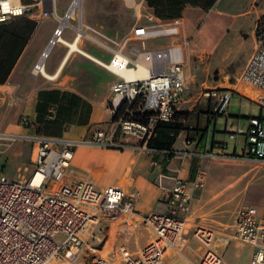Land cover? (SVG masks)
Instances as JSON below:
<instances>
[{"label":"built area","instance_id":"1","mask_svg":"<svg viewBox=\"0 0 264 264\" xmlns=\"http://www.w3.org/2000/svg\"><path fill=\"white\" fill-rule=\"evenodd\" d=\"M49 1L0 0V25L26 16L34 7H42L43 18L55 16ZM59 37L57 28L47 49L33 66L34 74H43L48 50ZM254 38L255 50L237 84L257 92L253 103L264 112V1L262 14L255 23ZM158 39L168 40V44L135 52L134 58L119 51L125 59V68L134 72L140 65L145 75L118 78L110 85L107 109L113 121L109 131L97 130L90 138L78 143L37 137L33 139L31 162L34 169L31 175L23 181L0 176V264H72L87 240L94 236L97 226L116 218L137 216L134 198L122 189L107 187L100 190L87 181H67V171L78 145L133 148L148 155L156 153L148 149L147 144L156 127L172 123L178 113L186 91L184 54L189 45L183 22L178 18L170 20L165 27L134 28L129 40L144 45ZM202 97L214 99L213 114L221 115L231 93L211 89L205 90ZM187 129L192 130L191 127ZM237 137L245 138L243 158L264 163V125L259 119L250 118L246 128H238L228 138L235 140ZM208 157L225 159L217 155ZM203 185L202 173L189 184L174 178L171 188L162 189L166 214L140 217L151 232V241L137 255L125 248H119L110 258L95 253L92 264H163L167 253L181 244L191 194ZM233 227L234 237L254 248L250 264H264V219L258 217L257 210L247 207L238 211ZM193 236L207 249L197 264H224L222 257L210 249L213 231L197 228Z\"/></svg>","mask_w":264,"mask_h":264},{"label":"crops","instance_id":"2","mask_svg":"<svg viewBox=\"0 0 264 264\" xmlns=\"http://www.w3.org/2000/svg\"><path fill=\"white\" fill-rule=\"evenodd\" d=\"M263 1L251 0L248 7L244 8L242 0H217L208 14L211 13L217 16L216 22L225 30L224 35L219 39L217 46L210 52H202L199 55L192 56L188 53V49L186 50L184 54L185 66L188 63L192 64L193 57L204 56L207 59L209 70L223 71L233 68L232 74H238V76L235 79V84L229 88H211L230 91L231 93V98L221 115L213 114L216 101L206 97L200 98V100L193 106H189L186 110H181L188 103V100L184 99L186 92L184 93L183 101L179 106L177 114L187 115V121H182L184 122V130L178 135V137L184 136L185 146L176 148L177 137L171 148L173 151L171 156L169 152H156L153 155H148L143 150L133 148L112 149L78 145L74 149L73 158L67 171V181H87L100 190L107 187L120 188L127 196L134 198V208L137 212V216L120 217L110 223H102V225L97 226L94 236L87 240L78 256V264H80L83 256L87 253L92 255V260L95 257V253L110 258L119 248H125L132 255H137L152 238L150 230L142 224L140 217L166 214L167 210L162 200V189L171 188L174 178L178 177L186 184H189L196 179L198 174L202 173L204 178L203 188H205L206 182H208V186L214 178L219 177L217 175L219 170L217 167H220L221 164L217 163L264 165L263 162L242 157L245 144L244 137H238L234 140L231 153L226 151V144L212 143L210 146L207 144L202 146L203 140L207 138L206 134L209 133L210 126L214 124V127H216V119L218 117L225 119L224 126L226 129L228 128L227 119L230 117L228 109L233 97H238L244 102H249L250 105L255 104L253 100H255L257 92L239 86L237 80L247 60L255 50V23L262 14ZM71 2H68L62 10V17L58 16L57 4L54 3L52 9L55 16L63 18L69 12ZM143 5L145 8L144 18L146 22H149V26L159 28L165 27L168 24L170 20L158 19L153 9L146 6L145 0H141L140 6ZM41 14L42 7H34L26 16L21 17L34 23L35 27L27 39L26 47L8 77L7 82L4 85H0V97H4V93L6 95L15 94L17 102L20 103L18 106L24 117L23 119H26L28 122L27 127L20 128L17 135L26 136L27 139L31 140L37 137H44L78 143L90 138L97 130L109 131L111 129L110 124L113 121L107 109V103L111 97L109 83L100 88H96V86L93 88L78 86L77 64L74 61L71 62L73 63V67L64 73L65 67L71 60H74L77 53L72 54L67 59L57 79L54 81L45 79L43 74L33 73V66L40 58V55L47 49L48 42L59 25L55 29L51 28L46 31L42 43L39 44L38 49L28 64H23L24 56L35 38L37 26L46 19ZM184 14L187 17L190 14V19L196 20L202 12L199 9H186ZM55 16L50 17L56 20ZM65 26L66 22L63 27L66 28ZM64 28L62 35L66 30ZM70 28L74 30L75 37L71 40L64 39L71 42L77 36L76 29L78 27L73 28L70 26ZM82 28L78 29L80 30L78 33L81 32L82 34L78 38L79 47L81 40H90L92 43L99 44L98 46L106 49L107 54L111 58H113V51H121L122 54L131 58H134L135 52H141L135 49H127L125 46H121L118 49H110L92 38ZM54 46L60 48V56L58 55L55 62L48 63L50 52ZM54 46L48 50L47 58L44 61V70L50 75L56 72L66 51L65 48L60 47L57 43ZM157 48L159 47L157 46L154 49ZM87 50L89 52V48ZM242 50L244 51V55L235 65L234 59L238 52ZM89 54L94 57L98 56L96 57L97 59L99 57L101 60L106 59V56L103 57L101 52H99V55L90 52ZM212 58L217 59L219 64L214 65ZM249 112L252 114L251 109ZM261 112L262 110L260 109L258 117H247L244 123L237 120L235 125H231L232 128H235V131L238 128H246L250 118H257L264 125V116H262ZM192 116L195 117V120L197 118L196 121L199 126H191L193 122L189 120V117ZM239 118L242 119L240 116ZM187 127H191L192 130L187 129ZM131 144L135 145L133 142ZM209 155L222 156L225 159L213 160L208 157ZM153 162H155V165H153ZM202 189L195 190L192 194L188 190L192 199L181 244L176 249L167 253L163 264H197L204 256L207 250L206 247L198 243L194 236L192 237V234L197 228L208 227H196L189 219L194 217L200 201V197H197L196 194ZM260 206L258 204L256 207L251 208L257 210L260 219H264V207ZM208 229L213 231L214 237L210 249L222 257L224 264H250L254 248L249 244L238 241L234 237V227L232 237L228 234L216 232L211 228ZM216 243L217 246H215Z\"/></svg>","mask_w":264,"mask_h":264},{"label":"rangeland","instance_id":"3","mask_svg":"<svg viewBox=\"0 0 264 264\" xmlns=\"http://www.w3.org/2000/svg\"><path fill=\"white\" fill-rule=\"evenodd\" d=\"M71 1L53 0V4H57L59 17L63 16L62 10ZM250 1L242 0V6L244 8L248 7ZM49 2L51 4V0ZM140 4L141 0H82L78 14H75L72 20H66V28L63 27L66 30L62 37L68 40L75 37L74 30L70 28L72 26L74 28L78 27V29L83 27L84 32L110 49H118L121 46H125L127 49H135L142 52L154 49L157 46L159 48L166 46L168 41L165 39L148 41L144 45L136 40H129L134 28L150 25L144 18V5L140 6ZM58 25L59 22L49 17L37 26L35 38L24 56L23 64H28L38 49L39 44L42 43L46 31L51 28L55 29ZM9 27L11 28V25ZM217 44L207 52L212 51ZM98 45L92 43L90 40L80 41V47L84 51L88 52L87 49L89 48V52L95 55H99V52H101L103 57L106 56V59L101 60L100 57L98 59L104 63H109L112 58L107 54L106 49ZM60 51L58 46H54L50 52L48 63L55 62L61 53ZM243 55V50L238 52L234 59L235 65ZM72 61L77 64L76 74L78 75V86L80 87L93 88L96 86V88H100L108 83L110 86L118 80V77L111 74L105 68L87 60L79 54H75L74 60H71L65 67L64 73L73 67ZM217 61V59L212 58L214 65L219 64ZM191 63L185 66L187 83L184 99L188 100V103L181 110H186L189 106H193L202 98V93L205 90H211L213 87L229 88L236 82L235 79L238 74H232L233 68L223 71L209 70L207 59L204 56L193 57ZM19 104L15 94L6 95L4 93V97H0V176L3 175L8 180L23 181L31 175L34 169L31 162L34 141L31 139L10 138L17 135L16 130L26 128L28 124L27 120L23 119ZM250 109L252 114L249 112ZM228 111L230 115L229 119H227L228 128L226 129L224 126L225 119L218 117L216 119V127H214V124L210 126L209 133L206 134L207 138L203 140L202 146L206 144L210 146L212 143L226 144V151L231 153L234 140H230L228 137L230 134L235 133V128H232L231 125H235L237 120L244 123L247 117H258L260 114V109L255 104L250 105L249 102H244L238 97L231 99ZM261 114L264 116L263 111ZM189 120L193 122L191 126H199L196 121L197 118L195 120V117L192 116L189 117ZM182 146H185L183 135L179 136L176 140V148ZM217 164H221L220 167H217L219 169L217 172L219 177L214 178L208 186V182H206L205 188L196 194L197 197H200V201L192 218L193 220L189 219L196 227H208L216 232L228 234L232 237L234 217L238 210L244 207H256L258 204L261 205L260 207H264V165L249 163ZM59 239L60 237H58ZM215 246H217V243ZM72 264H78V257ZM80 264H92V255L87 253L83 256Z\"/></svg>","mask_w":264,"mask_h":264},{"label":"trees","instance_id":"4","mask_svg":"<svg viewBox=\"0 0 264 264\" xmlns=\"http://www.w3.org/2000/svg\"><path fill=\"white\" fill-rule=\"evenodd\" d=\"M217 0H145L148 8L153 9L160 20L182 19L185 33L189 38L188 53L191 55L212 49L225 30L216 22L217 16L208 12ZM186 9H199L202 14L190 19L184 14ZM189 11V10H188ZM208 14V15H207ZM11 25V28L9 27ZM34 23L24 19H12L0 26V85H4L22 55L27 39L34 30ZM187 115L177 114L172 123L159 124L147 144L148 149L156 152H169L176 138L184 130Z\"/></svg>","mask_w":264,"mask_h":264},{"label":"bare ground","instance_id":"5","mask_svg":"<svg viewBox=\"0 0 264 264\" xmlns=\"http://www.w3.org/2000/svg\"><path fill=\"white\" fill-rule=\"evenodd\" d=\"M51 3L53 5V0H51ZM81 3H82V0H72V2L70 4L69 12H67L63 18H58L55 16V19L60 23L59 27H58V30L60 31V37L58 38L57 44L60 47L65 48L66 51H65V54L61 60V63L57 67L56 72L54 74L50 75L45 70H43V77L49 81L56 80L59 72L61 71V69L65 65L67 59L74 53H77V54L85 57L86 59L102 66L103 68H105L107 71H109L111 74H113L114 76H116L118 78L132 79V78L144 76L145 71H144L143 67L140 65L138 66L137 71H134V72L125 68L124 67L125 66V59L123 58V56L120 55L119 51H113V60L111 59L112 61H110L109 63H104V62L98 60L93 55L82 50L78 45V38L81 37V35H82L81 32L78 33V31H80L78 29H76L77 36L73 41H71V42L67 41L62 37L64 23L66 22V20L72 19V17H74L75 14H78V11L81 7ZM16 133H19V131L16 130ZM10 138H12V139H27L26 136H23V135H15V136H11Z\"/></svg>","mask_w":264,"mask_h":264},{"label":"snow or ice","instance_id":"6","mask_svg":"<svg viewBox=\"0 0 264 264\" xmlns=\"http://www.w3.org/2000/svg\"><path fill=\"white\" fill-rule=\"evenodd\" d=\"M5 8H6V6H5Z\"/></svg>","mask_w":264,"mask_h":264}]
</instances>
